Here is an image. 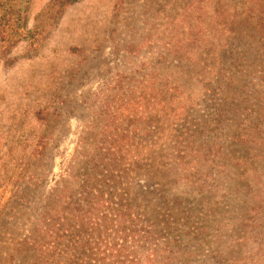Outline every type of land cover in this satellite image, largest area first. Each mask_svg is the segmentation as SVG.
<instances>
[{"label":"rangeland","instance_id":"1","mask_svg":"<svg viewBox=\"0 0 264 264\" xmlns=\"http://www.w3.org/2000/svg\"><path fill=\"white\" fill-rule=\"evenodd\" d=\"M50 10L0 56V264H264V0Z\"/></svg>","mask_w":264,"mask_h":264},{"label":"trees","instance_id":"2","mask_svg":"<svg viewBox=\"0 0 264 264\" xmlns=\"http://www.w3.org/2000/svg\"><path fill=\"white\" fill-rule=\"evenodd\" d=\"M77 0H50V18L51 20L58 19L63 13L64 9L69 5L75 3ZM26 12H27V0H0V56L8 53V51L14 47L21 40L25 39L29 41L31 48L36 49L34 46L43 44L45 39V31L43 29L35 28L34 30L26 29ZM37 44V45H36ZM179 53V49H176ZM176 92V87L170 90ZM174 109V106L168 110ZM177 166V165H176ZM60 211H66L70 209V203L64 202ZM62 224L61 226H63ZM65 230L54 229L53 226L46 230L44 236L49 239L43 241L39 248L42 250V254L50 252L56 249L55 240L63 242L65 239ZM52 242L53 248H50ZM65 249V250H64ZM68 243L58 248L57 260L58 264H78L79 259L76 256H72L67 252ZM52 260V259H51ZM50 260V261H51ZM83 261V260H81ZM44 264H51L48 261ZM83 264H100L99 259L86 258Z\"/></svg>","mask_w":264,"mask_h":264}]
</instances>
